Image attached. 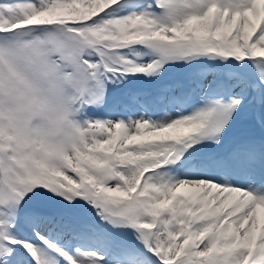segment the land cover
Wrapping results in <instances>:
<instances>
[{"label":"snow or ice","instance_id":"1","mask_svg":"<svg viewBox=\"0 0 264 264\" xmlns=\"http://www.w3.org/2000/svg\"><path fill=\"white\" fill-rule=\"evenodd\" d=\"M0 264H264V0H0Z\"/></svg>","mask_w":264,"mask_h":264}]
</instances>
